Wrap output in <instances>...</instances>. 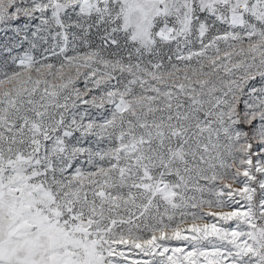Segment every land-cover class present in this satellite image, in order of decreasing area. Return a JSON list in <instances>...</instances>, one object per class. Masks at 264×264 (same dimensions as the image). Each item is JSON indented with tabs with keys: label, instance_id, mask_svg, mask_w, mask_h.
Segmentation results:
<instances>
[{
	"label": "snow or ice",
	"instance_id": "1",
	"mask_svg": "<svg viewBox=\"0 0 264 264\" xmlns=\"http://www.w3.org/2000/svg\"><path fill=\"white\" fill-rule=\"evenodd\" d=\"M0 264H264V0H0Z\"/></svg>",
	"mask_w": 264,
	"mask_h": 264
}]
</instances>
